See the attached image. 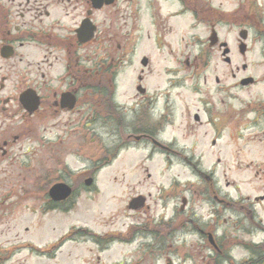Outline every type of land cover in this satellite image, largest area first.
Listing matches in <instances>:
<instances>
[{
    "label": "rangeland",
    "instance_id": "1",
    "mask_svg": "<svg viewBox=\"0 0 264 264\" xmlns=\"http://www.w3.org/2000/svg\"><path fill=\"white\" fill-rule=\"evenodd\" d=\"M237 1L216 0V11L231 15L236 10ZM217 14L220 22L216 30L220 41L236 48L233 55L237 58L233 66L224 63L218 45L207 50L205 46L189 44L179 46L178 51L175 31L166 36L173 39L172 51L168 48L154 56L152 74H157L158 82L162 81L160 75L165 78L163 68L166 65L177 71L170 75L174 85L170 91L171 111L166 123L158 125L164 134L161 143L165 148L145 139L136 141L135 136L144 132L146 127L141 126L143 130L136 128L138 125L132 121V116L124 122L125 128L112 123L105 124L107 126L92 124L89 128L78 126V133H72L70 138L67 136L58 149H54L56 146L52 143L56 141L49 140V137L41 138L40 142L28 140L15 147L13 153L18 158L11 173L0 172V264H168L169 259L173 264H250L255 260L253 247L248 244L264 241L261 225L257 227L247 220H236L229 209L216 203V192L213 193L212 189L216 190V185H220L224 193L228 191L236 197L233 182L239 186L240 195L248 194L257 185L252 184L256 177L254 169L235 174L234 167L240 160L236 155L240 148L246 153L242 157L244 162H261L264 158L259 159L248 148L254 143L247 146L235 142L231 136L237 135L240 128L235 127L232 131L231 127L236 121L246 124L245 103L260 101L264 84L237 86L238 79L232 78L230 71L232 68L236 72V64L239 67L245 62L257 64L251 56L259 54L261 47L256 44L252 53L246 58L241 57L238 44L242 27L233 25V17L229 16V23H225ZM126 22L125 32L132 24L131 19ZM113 32L116 33V27ZM142 33L145 37L147 35L146 39L148 34L151 38L141 43V50L148 49L150 44L151 51L135 53L132 62L129 61L123 70L126 85L124 89L120 87V93H124L123 100L119 99L122 102L128 103L134 97L135 91L129 82L132 81L133 85L136 70L140 69L138 58L144 54L152 58L155 55L151 44L154 31L144 30ZM204 34L208 36V31ZM201 42H205L203 37ZM201 52L205 54V61L196 63L194 57ZM250 71L262 75L261 67H251ZM244 74L241 72L237 77ZM216 77L220 79L219 84ZM196 114L200 116V123L194 118ZM217 128H222V137L216 142ZM54 152L60 157L59 165L52 159ZM97 167H101L99 172L95 171ZM50 168L59 172L50 176L43 173ZM39 174H44L45 178L42 190L35 187L34 179ZM91 176L96 182L95 186L88 188L84 181ZM263 176L260 174L259 177ZM59 180L72 184L77 189L76 196L70 205L48 212L44 207L48 200L45 198H48L51 186ZM163 187L169 192L166 193L167 220L182 215V200L185 198L195 210L197 224H189L184 216L183 226L168 239H165L164 225L156 227V230L163 231L157 237L148 234L147 238L135 236V232L129 238L120 237L115 231L125 230V223L133 219L130 216L133 212L145 214L126 208L130 197L148 191L152 197L161 195L164 194ZM161 203L150 200L149 212L153 216L156 211L158 214L164 210ZM211 205L219 210V217ZM259 212L264 224V213ZM190 216L193 217L191 213ZM151 220L157 221V218ZM202 223L205 224L202 226ZM210 224L213 228L206 229ZM151 226L156 225L151 223ZM195 226L211 234L216 248L209 235L200 234ZM80 227H87L89 233L79 230ZM70 232L73 233L67 236ZM100 232H109L105 239L114 242L106 245L97 241L95 236ZM140 246H145L144 250ZM147 246L151 247L147 249Z\"/></svg>",
    "mask_w": 264,
    "mask_h": 264
},
{
    "label": "flooded vegetation",
    "instance_id": "2",
    "mask_svg": "<svg viewBox=\"0 0 264 264\" xmlns=\"http://www.w3.org/2000/svg\"><path fill=\"white\" fill-rule=\"evenodd\" d=\"M235 5L236 10L230 13V17L234 18L233 25H240L241 32L246 31V43L239 39V55L246 58L256 44L261 48L259 54L251 56L257 64L245 62L240 67L236 64V72L231 68V77L238 79L237 86H258L264 84V0H238ZM216 13V0H114L112 5L101 8H94L93 0H0V172L11 173L18 158L13 150L19 143L28 140L40 142L41 138L49 137V140L56 141L52 145L58 149L67 136L70 138L72 133H78V126L89 128L92 124L112 123L125 128L124 122L131 116L138 125L136 128L143 130L140 127H146L144 132L135 136L136 141L145 139L162 147L164 134L158 125L166 123L171 111L170 91L174 85L170 75L177 71L166 65L163 68L165 78L160 75L162 81L158 82L157 74H152L154 56L157 52H166L168 48L172 51L173 39L166 36H171L173 31L176 32L175 44L178 47L191 44L213 49L210 39L220 22ZM126 19L132 21L127 32ZM93 27L95 33L90 38ZM115 27L116 33L113 32ZM144 30L154 31L151 44L155 55L152 58L144 54L138 58L140 69L136 70L133 85L132 81L129 82L135 91L134 97L128 103L122 102L119 99L123 100L124 93H120V87L126 85L123 70L129 61L132 62L135 53L151 51L150 44L148 49L141 50V43L151 38L148 34L146 39L147 35L145 37L142 33ZM204 31H208L207 37ZM201 37L205 39L204 43ZM222 44L219 41L216 45L222 49L223 61L227 66H233L237 58L233 55L236 48H230L228 43L226 46ZM225 48L230 50L228 55H223ZM204 55L202 52L195 55V62L205 61ZM186 57L188 64L189 55ZM255 66L261 67V76L250 71ZM241 72L245 74L237 77ZM216 81L220 83L218 77ZM162 82L164 85H161ZM259 98L258 102L245 103L246 124L236 121L232 131L235 127L240 129L237 135L231 137L247 146L254 143L248 148L261 159L264 158V92L259 94ZM194 118L200 123L198 114ZM216 132L217 142L222 137V128ZM238 150L236 157L240 160L234 167L235 174L254 169L256 177L252 184L257 185L248 194L240 195L239 186L233 182L231 185L238 194L236 197L228 191L224 193L220 185H216V190L213 187L212 192H216V203L229 209L236 220H247L264 229L259 212L264 213V176L259 177L264 175V161L244 162L242 157L246 153L240 148ZM52 159L60 164L58 152H54ZM96 169L101 170V167ZM58 172L50 168L43 173L51 175ZM44 174L34 179L38 190L43 189ZM209 180L212 181L211 178ZM71 187L73 193L67 200L48 199L45 205L53 211L70 205L77 192L73 185ZM163 191L164 195L159 198L156 194L152 197L149 191L130 197L128 208L145 214L133 215V219L125 223V230L121 232L126 233V237L129 238L127 233L131 228L135 229L132 231L135 236L144 235L147 238L148 234L157 237L163 231L156 230V227L164 225L165 239L171 238L173 232H178L183 226L184 216L189 224H197L195 210L185 198L182 200V215L167 220L166 193L169 192L164 187ZM150 200L155 204L162 202L164 210L158 214L156 211L153 216L149 212ZM211 207L219 217V210ZM244 216L245 219H242ZM152 217L157 221L151 220ZM174 222L180 223L173 226ZM151 223L156 226H151ZM195 228L206 235V229H212L213 224L206 229ZM208 235L212 243L213 238L210 233ZM145 246L139 248L144 250Z\"/></svg>",
    "mask_w": 264,
    "mask_h": 264
},
{
    "label": "water",
    "instance_id": "3",
    "mask_svg": "<svg viewBox=\"0 0 264 264\" xmlns=\"http://www.w3.org/2000/svg\"><path fill=\"white\" fill-rule=\"evenodd\" d=\"M103 2H106V3H111L112 0H94V4L95 6H101ZM242 37L245 38V34H242ZM217 37L213 36L212 38V44H215L216 43V39ZM228 53V50H225L224 52V55H226ZM88 184L91 183V181H88L87 182ZM71 191L72 189L66 185V184H58V185H55L51 191H50V195L53 199L55 200H63V199H66L70 194H71Z\"/></svg>",
    "mask_w": 264,
    "mask_h": 264
},
{
    "label": "trees",
    "instance_id": "4",
    "mask_svg": "<svg viewBox=\"0 0 264 264\" xmlns=\"http://www.w3.org/2000/svg\"><path fill=\"white\" fill-rule=\"evenodd\" d=\"M248 246L253 247V252L255 255V260H252L250 264H264V245L261 246L248 245Z\"/></svg>",
    "mask_w": 264,
    "mask_h": 264
}]
</instances>
